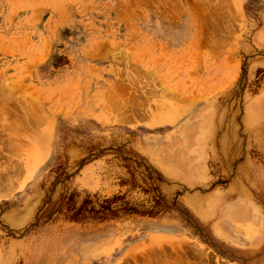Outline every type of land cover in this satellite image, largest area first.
I'll return each instance as SVG.
<instances>
[{
    "label": "rangeland",
    "instance_id": "1",
    "mask_svg": "<svg viewBox=\"0 0 264 264\" xmlns=\"http://www.w3.org/2000/svg\"><path fill=\"white\" fill-rule=\"evenodd\" d=\"M0 264H264V0H0Z\"/></svg>",
    "mask_w": 264,
    "mask_h": 264
},
{
    "label": "trees",
    "instance_id": "2",
    "mask_svg": "<svg viewBox=\"0 0 264 264\" xmlns=\"http://www.w3.org/2000/svg\"><path fill=\"white\" fill-rule=\"evenodd\" d=\"M68 210H70V218L73 220L80 219H99L105 220L108 218H115L120 215H149L153 216L159 211L161 204L155 201V209L139 210L136 207L129 204V202L123 200L121 196H114L113 198L104 199L101 202L94 204L93 200L86 197L79 207L75 208L69 203Z\"/></svg>",
    "mask_w": 264,
    "mask_h": 264
}]
</instances>
